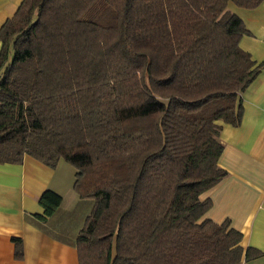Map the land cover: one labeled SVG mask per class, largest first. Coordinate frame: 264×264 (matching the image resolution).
<instances>
[{"label":"trees","instance_id":"1","mask_svg":"<svg viewBox=\"0 0 264 264\" xmlns=\"http://www.w3.org/2000/svg\"><path fill=\"white\" fill-rule=\"evenodd\" d=\"M264 0H22L0 27V165L28 156L75 170L90 204L73 240L79 264H241L228 221L203 218L222 124L264 68L229 4ZM45 191V222L61 205ZM22 258L20 239H12Z\"/></svg>","mask_w":264,"mask_h":264},{"label":"crops","instance_id":"2","mask_svg":"<svg viewBox=\"0 0 264 264\" xmlns=\"http://www.w3.org/2000/svg\"><path fill=\"white\" fill-rule=\"evenodd\" d=\"M21 2L0 0V27L12 18ZM228 10L248 32L241 38L240 48L264 65V1L251 10L233 4ZM240 98V124H222L219 135L223 150L218 166L227 175L199 198L210 201L204 219L215 224L228 221L229 228L242 235L243 250L252 248L262 253L241 264H264V68ZM74 176V168L62 160L55 169L28 156L21 164L0 165V264H79L73 240L90 204L74 192ZM47 190L62 201L42 222L33 216L43 214L38 200ZM80 209V224L63 226L64 218L71 220ZM14 238L22 244L20 260L14 257Z\"/></svg>","mask_w":264,"mask_h":264},{"label":"rangeland","instance_id":"3","mask_svg":"<svg viewBox=\"0 0 264 264\" xmlns=\"http://www.w3.org/2000/svg\"><path fill=\"white\" fill-rule=\"evenodd\" d=\"M81 212H82V209L80 210H77L75 213L77 214H72V219L70 220L69 217L66 216V218H64V222H63V226H66V225H71L73 228L75 226H78L80 224V218H81ZM81 226V225H80Z\"/></svg>","mask_w":264,"mask_h":264}]
</instances>
